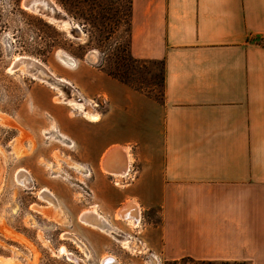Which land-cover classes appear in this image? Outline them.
<instances>
[{
  "label": "crops",
  "instance_id": "0c3cea01",
  "mask_svg": "<svg viewBox=\"0 0 264 264\" xmlns=\"http://www.w3.org/2000/svg\"><path fill=\"white\" fill-rule=\"evenodd\" d=\"M130 53L164 62V101L116 83L108 112L82 121L92 164L113 150L111 170L133 167L101 196L111 217L98 211L160 263L264 264V0H130ZM119 208L143 226H119ZM76 236L97 264L107 252L124 264L113 237Z\"/></svg>",
  "mask_w": 264,
  "mask_h": 264
},
{
  "label": "rangeland",
  "instance_id": "374dc122",
  "mask_svg": "<svg viewBox=\"0 0 264 264\" xmlns=\"http://www.w3.org/2000/svg\"><path fill=\"white\" fill-rule=\"evenodd\" d=\"M23 1L0 0V264H74L60 254L61 248L88 264H97L91 253L87 258L73 241L62 235L77 237L93 231L80 222V216L95 206L97 211L99 208L111 217L101 196L110 194L116 180L105 167L92 164L89 156H85L92 150L95 153V148L90 140L81 142L79 137H91L93 130L82 123L88 122L71 107L58 101L59 93L75 104L82 102L83 97L89 105H97L96 110L103 114L109 109L107 92L114 84L122 83L162 104L164 63L131 56L130 0H53L71 21L67 30L50 23L42 14L26 10ZM55 17L60 23L62 17ZM74 26L78 29H73ZM18 56L40 60L55 78L69 81L72 88L58 85L48 77L32 76L35 71L26 75L19 70L11 73L9 69ZM63 56L73 60L74 65L64 64ZM109 71L117 73L120 79ZM3 117L12 124L5 126ZM56 128L68 137L69 140L62 139L66 143L60 140ZM80 166L82 171L78 169ZM22 169L34 179L36 186L32 190L21 188L16 182V174ZM132 172L131 163L120 186L132 179ZM95 183L100 184V190L94 188ZM45 188L59 199L68 224L50 221L37 212L47 206L39 198V192ZM144 213V219L154 221V210ZM113 216L121 226V219L116 213ZM139 224L143 226L142 219ZM116 237L126 236L121 233ZM144 244L142 239H136L133 253L116 240L117 250L125 256L123 263L238 264L188 258L160 263ZM110 255L115 256L107 252L101 260Z\"/></svg>",
  "mask_w": 264,
  "mask_h": 264
},
{
  "label": "bare ground",
  "instance_id": "6f19581e",
  "mask_svg": "<svg viewBox=\"0 0 264 264\" xmlns=\"http://www.w3.org/2000/svg\"><path fill=\"white\" fill-rule=\"evenodd\" d=\"M22 6L28 11L42 14V16L43 15L46 16L50 23H57V26H59L61 29L67 30L71 26L70 20H65L64 22L59 23V21H57L58 19H56L54 16L45 14L44 10H47V9L50 11H53L54 8L59 10L58 6L56 5V3L53 0H24L22 2ZM62 61L67 66L72 67L74 65V61L68 57L63 56ZM18 70H19V72L21 71V73L25 74V75L28 73H32V71H35L34 73H36V74L32 73V76H37L39 78H41V76L46 77V78L47 77L52 78V80L56 81L57 84H58V82L59 83L62 82L63 84H66L67 86L72 88L69 81H67L65 79L55 78V74H53L49 70V68L38 59L28 57V56L16 57L13 61L12 66L10 67L9 71L11 73H14ZM59 94H60V96H59L58 101L61 103H65L66 105L71 107L73 112H75L77 115H80L88 123H90V124L95 123L100 119V114L96 110L97 105H89L88 102L85 99H83V97L82 98L80 97V99L83 100L82 102H77L79 104H75L76 102L73 103L72 101L67 102V99L64 98V95H63L64 93L63 94L59 93ZM1 120L5 126H10L12 124L11 121L6 117H3ZM56 131H58V136H59L60 140H62V139L69 140L68 137L64 133H62L58 128H56ZM64 140H62V141H64ZM64 143H66V142L64 141ZM121 150L120 149L116 150V153L121 155V153H123V151H121ZM105 156H104L105 158L103 161H106L105 162L106 164H105V166L104 165L103 166L108 171H110V173L115 177L117 183L119 184V182L124 177L126 178V176L128 175V172L130 171V167H131L130 156L128 157V159H126V163L123 162L121 160V158L118 160L117 168H119V171H116V170L113 171V170H111V168L109 166L110 160H109L108 156L113 157V150L108 152L107 155H105ZM122 167H124V168H122ZM78 169H80V171H82L81 166L78 167ZM16 182H17L19 187L27 189V190H32V188H34L36 186L31 173L27 170H24V169L19 170L17 172ZM39 198L42 201H44L47 206H45L44 208L40 207L39 211H37V212H40L43 216H45L50 221H53V222H56L59 224L60 223L61 224H68L69 223L67 214L64 211L63 207L61 206L59 199L49 189L45 188L44 190H41L39 192ZM33 206H35V205H33ZM137 208L140 210L139 206H137ZM118 211L119 212L117 213V217L121 220L126 221L127 226H129L131 229L137 228L140 225L139 223L141 222V218H138L137 220H135V218L133 216L129 217L128 214H127V216H123L121 209ZM80 222L87 227L99 230V231L103 232V234H107V236L109 235V237L111 236V237L115 238L118 241V243L121 244L123 249L129 250V251L134 253L135 248L137 247V246L136 247L133 246L134 240H132L131 237H129L127 235H125L126 237L123 239H118L116 236L120 235L122 232L118 228L114 227L108 221V219H106L104 216H102L96 210V206L93 208V210L86 211V212L82 213L80 216ZM62 237L66 240L73 241L83 251V253L86 255L87 258L90 257V254H89L90 252L88 251V248H87L86 244L83 243V241H81L80 239H78L77 237H75L74 235L69 234V233H64L62 235ZM59 252H60V254L65 255L67 257V259L72 261L74 264H88L85 259L80 258L77 255L68 252L65 248H61ZM100 264H121V262L115 256L110 255V256L104 257L101 260Z\"/></svg>",
  "mask_w": 264,
  "mask_h": 264
},
{
  "label": "water",
  "instance_id": "95a60500",
  "mask_svg": "<svg viewBox=\"0 0 264 264\" xmlns=\"http://www.w3.org/2000/svg\"><path fill=\"white\" fill-rule=\"evenodd\" d=\"M44 12H45V14L52 15L54 17H55V15L56 16H58V15L61 16L62 18H61V21L60 22H64L65 20H67L66 15L63 14L61 11L57 10L56 8H54L53 11H50V10L47 9V10H44ZM55 18L57 19V17H55ZM58 20H60V19H58ZM73 29H78V28L76 26H74ZM48 80H51L53 82H56V81L52 80V78H48ZM58 85H61V86H64V87H69L66 84H63L62 82H60V83L58 82Z\"/></svg>",
  "mask_w": 264,
  "mask_h": 264
},
{
  "label": "trees",
  "instance_id": "16d2710c",
  "mask_svg": "<svg viewBox=\"0 0 264 264\" xmlns=\"http://www.w3.org/2000/svg\"><path fill=\"white\" fill-rule=\"evenodd\" d=\"M131 54V53H130ZM132 56V55H131ZM133 57V56H132ZM135 59H137V58H135ZM163 62V61H162ZM164 63V62H163ZM109 74L110 75H112L113 77H115V78H118V79H120V77L118 76V74L117 73H113V72H110L109 71Z\"/></svg>",
  "mask_w": 264,
  "mask_h": 264
}]
</instances>
